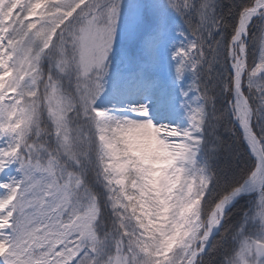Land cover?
I'll use <instances>...</instances> for the list:
<instances>
[{
	"label": "snow or ice",
	"instance_id": "1",
	"mask_svg": "<svg viewBox=\"0 0 264 264\" xmlns=\"http://www.w3.org/2000/svg\"><path fill=\"white\" fill-rule=\"evenodd\" d=\"M0 264H264V0H0Z\"/></svg>",
	"mask_w": 264,
	"mask_h": 264
},
{
	"label": "trees",
	"instance_id": "2",
	"mask_svg": "<svg viewBox=\"0 0 264 264\" xmlns=\"http://www.w3.org/2000/svg\"><path fill=\"white\" fill-rule=\"evenodd\" d=\"M212 259V258H211ZM213 259H215V258H213Z\"/></svg>",
	"mask_w": 264,
	"mask_h": 264
},
{
	"label": "rangeland",
	"instance_id": "3",
	"mask_svg": "<svg viewBox=\"0 0 264 264\" xmlns=\"http://www.w3.org/2000/svg\"><path fill=\"white\" fill-rule=\"evenodd\" d=\"M213 259V258H212Z\"/></svg>",
	"mask_w": 264,
	"mask_h": 264
}]
</instances>
